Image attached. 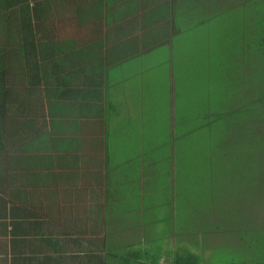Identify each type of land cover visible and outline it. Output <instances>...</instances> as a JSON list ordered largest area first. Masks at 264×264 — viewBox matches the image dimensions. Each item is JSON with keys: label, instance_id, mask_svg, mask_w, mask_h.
Listing matches in <instances>:
<instances>
[{"label": "crops", "instance_id": "crops-1", "mask_svg": "<svg viewBox=\"0 0 264 264\" xmlns=\"http://www.w3.org/2000/svg\"><path fill=\"white\" fill-rule=\"evenodd\" d=\"M209 1L0 0V63L6 67L0 75L8 71L11 50L20 58L21 120L33 106L31 128L15 140L0 128V264H174L168 252L177 248L171 250L169 238L199 233L177 211L171 222L174 233L181 218L178 235H170L155 184L172 174L173 163L163 174L148 120L154 99L165 95L173 134V70L183 61V26L199 23L193 10L210 9ZM188 4L191 15L184 13ZM136 57L148 68L169 64L166 85L133 84L148 72L125 75V64ZM119 69L123 75L113 77ZM244 91L232 95L235 105H249ZM188 114L201 124L209 119L195 109ZM122 116L132 121L125 130ZM113 143L120 161L112 163Z\"/></svg>", "mask_w": 264, "mask_h": 264}, {"label": "rangeland", "instance_id": "rangeland-1", "mask_svg": "<svg viewBox=\"0 0 264 264\" xmlns=\"http://www.w3.org/2000/svg\"><path fill=\"white\" fill-rule=\"evenodd\" d=\"M247 2L248 0H238L236 5L241 4V7H244ZM216 5L213 3L210 8L215 9ZM252 5L253 9L258 4ZM248 9L249 7L245 6L236 11L228 10L214 23L223 26L229 20H234L233 29L235 31V25H240L239 19L242 16L249 18L254 13L264 15V11H261L259 7L258 10L253 11ZM196 21L204 22L200 18ZM228 31L229 28L225 29L224 26L209 35L206 29L203 31V26L198 25L195 31L185 33L184 60L179 67L174 65L175 71L173 70V91H175V97L178 96L174 102V110L178 114L174 111L176 121L173 134L168 126L171 123L168 119L169 112L167 115L164 112L165 107L169 106L165 95L156 97L153 105L151 104L154 110L153 117L146 119V123L148 120L149 131L153 133V150L160 148L155 153V157L162 161L163 174L168 170L169 163L171 161L173 163L172 174L163 176L160 181H157L155 190L160 191L158 193L161 194L160 198L166 207L165 212L169 214L167 228L172 231L170 235H178L181 222V218L176 220L173 233L172 212L178 211L182 214L181 217L187 228L191 229L193 222H196V227L201 228L199 233L185 232L179 237V241H176L175 237L169 238L168 246L172 251L177 248L175 244L188 246L192 253L199 255L200 264H264V159L256 156L254 159L250 156L248 157L250 163L247 164L249 167L242 168L239 165L233 169L231 164L227 165L226 159L221 165H212L210 158L213 151L216 150V153L222 148L214 147L211 151L209 142L215 141L217 132L227 127L230 114L228 115L225 111H230V102L234 106L232 90L228 89L230 66L227 63L229 57L225 56L226 51H229V46L221 40L228 34ZM219 39V45L214 44ZM251 52L252 50H248V43L244 42L242 49L237 53L241 73H238L237 78L233 77L234 83L241 82L240 75L243 79L245 76L250 78L259 69V62L254 57L249 58ZM146 58L152 59L151 57ZM149 65H138L136 57L125 64V69L128 71L125 75H132L130 72L134 71V76H136L135 71L144 70ZM169 67V64L165 67L163 65H156L153 68L150 66L143 76L144 80L137 76L138 80L134 79L133 84L141 86L151 84L155 89L164 87L168 76L165 68ZM117 72L113 77L123 75L124 70L119 69ZM13 89L20 92V81L15 82ZM224 93L225 99L217 100L221 95L220 98H223ZM243 94L247 96H243V101L253 98L245 91ZM188 103H196L198 113L209 111L207 115L209 119L213 118L216 112H224L221 113V119L218 122L212 123L213 125L209 128L199 129L201 123L194 119V115L188 114ZM2 112L3 104L0 103V127L3 126L4 119ZM182 112H184L183 115ZM120 124L125 130L127 126L132 125V121L122 116ZM111 147L113 149L112 163L120 161L119 148L116 143H113ZM153 154L154 151L150 156ZM11 156L16 157V152ZM1 158L3 157L0 156ZM248 176L253 177L247 180H250L248 185L241 184L242 179ZM147 189H150V186H147ZM151 194L154 195V193ZM157 214H161V210ZM204 217L210 224L201 223ZM153 219L154 217L148 218V220ZM202 232L206 237L200 239ZM188 241L192 243H185ZM195 246H199V250ZM165 252L168 251L165 250ZM171 258H175V255L169 257L173 262Z\"/></svg>", "mask_w": 264, "mask_h": 264}, {"label": "trees", "instance_id": "trees-1", "mask_svg": "<svg viewBox=\"0 0 264 264\" xmlns=\"http://www.w3.org/2000/svg\"><path fill=\"white\" fill-rule=\"evenodd\" d=\"M237 1L238 0H210L209 4L211 5L209 6V8L213 6V3H216L217 5L214 6L215 9L210 8L208 10H206V7L203 6L202 9L201 5H198V8L193 10V13L197 12V10L201 8L197 14L200 19L204 20V22L196 23L194 21L191 22L192 20L188 22L185 21L182 31V36L185 37V33L195 31L198 25L203 26V31L206 29V32L209 35L217 32L224 26L225 29L229 28L228 34H226L224 38L221 39L226 44H228L227 46H229V51L227 50L225 54L226 57H229L227 65L230 66L228 89L230 91L232 90L233 96H239L240 89H244L245 91H249L252 94L253 98L249 99L250 101H248V106H239L237 104H234V106H232V104H230V107L232 106L230 108V111H225L228 112V115L230 114V118L228 119L229 124L226 127L227 132L225 131V128L217 132V137L214 141V145L222 149H218L219 151L217 150L216 153H218L219 155H214L216 150L213 151L210 154V158L211 163L218 165H221L222 161L226 159L228 163L227 165L231 164L233 169L238 167L239 165L242 168L249 167L247 164L250 163V160L248 159V157L250 156H253L254 159L255 156L264 159V148H262V150H257V148L259 147H264V15L254 13L249 18H244L242 16L239 19L240 25H235V31L233 29L234 20H229L226 25L224 24L223 26L214 23L215 21L219 20V18H221V15L224 12L228 10L236 11L239 8L238 5H236ZM12 4H16V1H14ZM252 4L258 5L257 7L252 9ZM245 6L249 7L248 10H258L259 7L261 11H264V0H248L247 4H245L244 7ZM244 7H241V9H243ZM9 9H13L11 3H9ZM184 13L186 15H191V8L189 4L185 7ZM175 24L176 21H174L173 23L174 27ZM244 42L248 43V50H252V52L249 53V58L254 57L257 62H259L260 67L258 71L255 72L256 75L254 73V76L250 77L249 79H244V81L241 80V86H238V81L234 83L233 77L236 76L237 78L238 73L241 72L239 64L237 62V52L242 49V45L244 44ZM218 43H220V39L217 40L214 44L219 45ZM11 54V50L9 51V54H6L9 63L7 73L3 72V77H1L0 75V82L3 81V85L0 84V86H2L3 88L0 89V95H2L3 102L1 103V105L3 104L2 113L4 115V119L3 117H1V119H3V126L1 127L7 128L6 131L8 132V135L15 140V137L17 135H20V130H23L24 128H31V107L33 106L25 107V116L24 119L21 120L20 107L22 106H20V92L13 89L15 87V82L20 81V65L18 66V60H20V58L16 54ZM17 54H20V52H18ZM243 54L245 56V53ZM0 68L2 70H6L5 62H3L2 64L0 63ZM6 86L8 87V89L6 88ZM220 97L217 100L221 101L222 99H225V93L223 98ZM233 107H235V109ZM194 109L198 111L196 108V103H190L187 105V111H193ZM21 111L24 113L23 110ZM223 112L224 111L216 112L217 114H215L213 118L206 119L204 123L201 124L199 129L205 127L209 128L213 125L212 123L218 122L221 119V113ZM241 112L243 113L241 114ZM207 113H209V111ZM207 113L199 112L198 114H201L202 118H204ZM194 119H196L195 115ZM226 141L230 145V147H226L227 152L226 148H224V144ZM210 150L212 151L213 149ZM245 178L249 179L253 177L248 176ZM243 182L248 184L250 180L245 181L243 178ZM190 219H192V217H190ZM201 223L210 224V222L206 220L205 217L201 220ZM193 224L196 225V222H193ZM216 224H218V222ZM205 237L206 235H204L202 232V234H200V239ZM185 243L190 244L192 242L188 241ZM195 247L197 248V250H199V246ZM181 250H183L182 253ZM170 255H175V258L172 259L174 261V264H200V258L198 257L199 255L196 253H192L188 246L182 244L177 247V250L175 252H168L169 257ZM94 259L98 260L97 258ZM98 262H100V260H98Z\"/></svg>", "mask_w": 264, "mask_h": 264}]
</instances>
